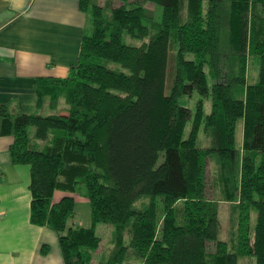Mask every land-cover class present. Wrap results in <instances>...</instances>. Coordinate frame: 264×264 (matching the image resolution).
<instances>
[{"label":"trees","instance_id":"obj_1","mask_svg":"<svg viewBox=\"0 0 264 264\" xmlns=\"http://www.w3.org/2000/svg\"><path fill=\"white\" fill-rule=\"evenodd\" d=\"M79 9L92 29L68 76L38 81L34 114L0 105L11 162L29 168L31 224L57 234L64 264H264V0H79ZM192 92L193 115L180 103ZM199 128L212 137L206 147ZM81 182L87 229L68 225L73 197L52 201ZM99 224L111 226L112 250L97 260Z\"/></svg>","mask_w":264,"mask_h":264},{"label":"crops","instance_id":"obj_2","mask_svg":"<svg viewBox=\"0 0 264 264\" xmlns=\"http://www.w3.org/2000/svg\"><path fill=\"white\" fill-rule=\"evenodd\" d=\"M87 23L79 0H0V105L36 113V84L68 76ZM12 141L0 137V264H64L57 234L30 222L29 168L12 164Z\"/></svg>","mask_w":264,"mask_h":264},{"label":"rangeland","instance_id":"obj_3","mask_svg":"<svg viewBox=\"0 0 264 264\" xmlns=\"http://www.w3.org/2000/svg\"><path fill=\"white\" fill-rule=\"evenodd\" d=\"M156 10L157 16H160V9L157 8ZM158 19V18H157ZM91 22L88 21L87 23V29H86V34L91 33ZM125 42L129 45H137L140 42L135 41L134 39L125 37L124 38ZM110 67L115 70H120V67L115 64H110ZM171 71V69L169 70ZM254 73V72H253ZM254 76V74H253ZM254 80V78L252 79ZM170 90V82L169 79H167L166 84H165V93L168 94ZM200 97L197 95L196 92H192L191 95L183 98L180 100V103L184 105L186 108L191 110L192 115L195 113L196 110V104L199 101ZM210 111V106L209 103L206 101L204 102V113L207 114ZM189 122L186 126V132L184 134V137L188 135V132L192 130L193 128V122ZM197 144L201 147H206L207 144L211 141V135L208 134V132L204 131L202 128L197 129ZM243 136V131L240 129L239 124L237 125L236 128V140L238 141L237 143L241 142ZM239 147V144H237ZM240 157V152L235 153V158L238 159ZM214 164L210 162L207 166V179L209 182L212 181V175L214 172ZM64 196H71L74 199V216L68 220V225L72 227H82V228H90L91 227V222H90V211H89V202L87 199V193H86V188L83 182L79 183L76 186L75 191L72 193L70 192H63V191H56L53 195L52 201L57 202L59 201L62 197ZM223 204L221 208V217H222V224L221 227L223 231L229 230L230 227V221L228 220V217L230 215V209L229 206ZM228 207V208H227ZM254 220V219H253ZM95 232L96 234L100 237L101 239V244L100 248L96 252V259H101L108 256L110 251L112 250V245L110 244V239H111V234H112V228L110 225L106 224H99L95 227ZM97 259V260H98ZM105 259V258H104Z\"/></svg>","mask_w":264,"mask_h":264}]
</instances>
